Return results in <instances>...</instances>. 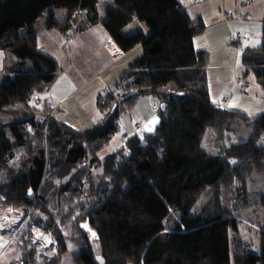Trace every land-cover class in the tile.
I'll return each mask as SVG.
<instances>
[{"label":"trees","instance_id":"16d2710c","mask_svg":"<svg viewBox=\"0 0 264 264\" xmlns=\"http://www.w3.org/2000/svg\"><path fill=\"white\" fill-rule=\"evenodd\" d=\"M99 3L0 0V51L12 55L0 77V212L20 210L28 233L41 226L55 243L54 253L22 250L0 264H60L67 228L80 249L75 264H264V214L252 216L264 211V194L248 189L264 180V111L250 119L211 103L210 53L194 45L205 24L179 0H110L103 19ZM43 15L47 23L37 27ZM130 24L136 31L126 30ZM95 25L123 53L140 47L141 54L97 92L102 123L75 129L40 99L62 70L39 35L48 29L70 41ZM241 65L264 98V15L260 44L241 48ZM145 97L158 106L154 132L137 130L99 157ZM250 123L243 141L234 128ZM206 132L215 154L202 149ZM244 210L259 228L256 251L234 218Z\"/></svg>","mask_w":264,"mask_h":264},{"label":"rangeland","instance_id":"374dc122","mask_svg":"<svg viewBox=\"0 0 264 264\" xmlns=\"http://www.w3.org/2000/svg\"><path fill=\"white\" fill-rule=\"evenodd\" d=\"M180 1L186 2V0ZM241 1L239 2L234 0L231 3L230 10L227 11L224 10L221 0H198V3L195 1L197 4L192 5V7L190 6L191 8L188 10V12L191 17L199 15L203 18L205 32L199 35L202 36L200 37L202 40L201 46L203 45V41L206 39L207 48L212 49L211 52H209L210 61L207 66L208 86L211 90V103L213 105H220L221 107L229 110L241 112L251 119L264 111V101H261L264 100V98L261 97L260 89L255 82L253 75L248 74L246 76L242 74L243 68L241 65V48L249 45V42L247 41L248 38H246V40H243V38L247 37L252 31L256 30V32L261 33L264 2L263 0H251L248 3H246V1ZM261 1L262 3H260ZM108 3H110V0H101V3L97 5V10L101 19L104 18L103 5ZM58 14L62 16L64 14V10H61ZM46 23L47 17L43 15L39 17L38 21L36 22V26L44 27ZM136 29V25L130 24L126 30L132 32L136 31ZM47 30L48 29L39 35V41L45 45V51L47 50V47L52 45L54 40L53 36L56 38L60 37L56 32L52 30L47 32ZM223 35L226 41L229 40V43H226L227 45L221 43L219 44V39H221ZM214 40H216L215 43L217 46L212 48L214 45ZM232 42H235L237 45L232 44ZM194 44L196 47L200 45L199 41H197V37L194 39ZM7 56L9 59L12 57L10 54ZM7 56L5 54L3 67L5 65ZM117 56L118 55L114 56V58ZM134 59H136V57ZM223 66L225 67L223 68ZM233 74L234 77H232ZM229 79L232 80V84L237 85V89L233 94H230V91L234 88V86H231L229 89L230 85L225 82ZM105 89L106 88L103 87L99 91H104ZM258 91L259 94H257ZM255 95L259 96V98L256 99ZM42 96H44V94L41 95V97ZM95 100L96 99L94 98L92 105L96 109ZM85 102H87V100H85ZM157 108L158 106L156 104V111ZM53 112L56 114L55 107ZM129 115L132 116V119L138 117L137 113L130 112L120 119L117 133L112 137L107 146L99 153V157L106 156L118 150L123 145L126 137L134 133L133 129H137V127L134 126L138 122L132 123L133 120H130L129 122V119L127 118ZM102 117H105V115L102 114ZM140 121L143 127L149 121V119L144 118L140 119ZM142 127L139 128L138 133L141 132ZM238 129L240 130L238 131ZM234 130L236 133L241 135V138L244 141L247 140L251 134L252 124L250 123L248 125H242L239 128H234ZM202 149L210 154H215L217 152L213 143V137L208 132H206L204 135ZM262 179L256 178L252 180V182L248 184V189L259 194H264V180ZM234 208L235 206L229 204V209L231 211ZM263 212L264 211L260 212L259 214L257 213L256 215H253L252 213L251 214L254 218L263 217ZM235 213L237 214H235V216L233 215L235 220L238 222L240 221L243 224L241 227V236L246 240L253 241L256 245L253 250L256 251L257 236L254 232L259 230V228L246 219L251 218L250 210L235 211ZM1 219L6 223L5 227L0 228V261L2 263H7L8 261L18 259L20 251L22 250H32L36 253L55 252L53 247L55 243L52 236L49 234V232L44 231L41 226H33L31 233L26 231L25 228L27 223H29V218L20 210L6 207L0 212V220ZM65 230V233L67 234L65 235L67 251L62 255L60 264H75L73 258L80 253V249L70 241V229L67 228ZM17 234H19L20 237L15 239ZM37 234L44 236V239L50 240L49 244L45 246L40 241H37ZM88 236L92 250L98 254L96 240L90 236V233H88Z\"/></svg>","mask_w":264,"mask_h":264},{"label":"crops","instance_id":"0c3cea01","mask_svg":"<svg viewBox=\"0 0 264 264\" xmlns=\"http://www.w3.org/2000/svg\"><path fill=\"white\" fill-rule=\"evenodd\" d=\"M221 1L224 10L229 11L231 3L234 0ZM237 1L240 2L241 0ZM243 1L248 3L251 0H242L241 2ZM179 2L185 6V10L188 14V10L192 5H195L189 3V0H186V2L179 0ZM260 3H262V1ZM196 37L200 45L195 47L197 49H204L211 52L212 49L207 48L206 39L201 46L202 40L200 37L202 36L198 35ZM53 38L52 45L47 47L46 51H48V53H50L58 62L62 71L56 78L50 90L40 99H49L51 109L54 110L55 107L56 114L53 112V116L75 129H81L102 123L104 117H102V114L92 105L96 92L103 87L108 88L117 82L120 74L126 69L128 64L135 57L139 56L140 48L134 47L129 52L123 53L114 42L107 37L101 25L91 27L79 37L70 41H64L60 37L56 38L53 36ZM246 38H248L247 41L249 42V45L247 46L254 48L260 44L261 33H258L255 30L247 37L243 38V40H246ZM215 42L216 40H214L212 48L217 46ZM220 43L226 44L229 43V40L226 41L223 35L222 38L219 39V44ZM111 45H114L119 49V54L117 53L116 55L118 56L115 58L114 56L116 55L110 56L108 53V49L111 48ZM40 47L45 49V45L42 42ZM4 61L5 54L0 51V71L3 67ZM224 67L225 66H223V68ZM232 77H234V74ZM225 82L230 85L229 89L231 86H234L230 91V94L235 93L234 91L237 89V85L232 84L231 79ZM209 92L211 94L210 88ZM257 94H259V91ZM255 97L256 99L259 98V96L256 95ZM85 100H87V102H85ZM155 106L156 102L152 98H143L137 103L131 113H137L138 117L133 119L130 115L127 117L129 122L130 120H133L132 123H139V127H137V129L134 128L133 132H136L142 127L140 119L145 118L151 120L156 117Z\"/></svg>","mask_w":264,"mask_h":264},{"label":"water","instance_id":"95a60500","mask_svg":"<svg viewBox=\"0 0 264 264\" xmlns=\"http://www.w3.org/2000/svg\"><path fill=\"white\" fill-rule=\"evenodd\" d=\"M159 118L156 116L155 118L149 120L143 127H142V132L146 133H153L155 128L159 124Z\"/></svg>","mask_w":264,"mask_h":264},{"label":"bare ground","instance_id":"6f19581e","mask_svg":"<svg viewBox=\"0 0 264 264\" xmlns=\"http://www.w3.org/2000/svg\"><path fill=\"white\" fill-rule=\"evenodd\" d=\"M114 49H116V46H113V48L111 47L110 50L113 51ZM116 54V53H115ZM6 223L1 219L0 220V228L5 227ZM36 240L40 241L41 243H43L45 246L49 244L50 240L44 239V236L37 234L36 235Z\"/></svg>","mask_w":264,"mask_h":264},{"label":"built area","instance_id":"2783aa9c","mask_svg":"<svg viewBox=\"0 0 264 264\" xmlns=\"http://www.w3.org/2000/svg\"><path fill=\"white\" fill-rule=\"evenodd\" d=\"M189 1H190V0H189ZM195 1L198 3V0H193V1L191 0L190 3H191V4H196ZM113 46H114V45H111L112 48H113ZM108 53H109L110 56H114V55L117 54V52H115V50L111 51L110 49H108ZM115 53H116V54H115ZM133 126H134V124H133ZM134 127H139V123H136Z\"/></svg>","mask_w":264,"mask_h":264},{"label":"clouds","instance_id":"9594fccd","mask_svg":"<svg viewBox=\"0 0 264 264\" xmlns=\"http://www.w3.org/2000/svg\"><path fill=\"white\" fill-rule=\"evenodd\" d=\"M114 50H115V52H117V53L119 52V49H118L117 47H116V49H114Z\"/></svg>","mask_w":264,"mask_h":264}]
</instances>
